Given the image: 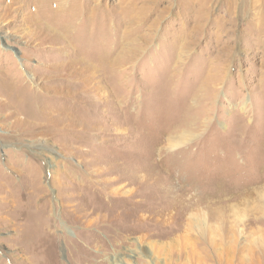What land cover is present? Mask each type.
Returning a JSON list of instances; mask_svg holds the SVG:
<instances>
[{"label":"rangeland","instance_id":"374dc122","mask_svg":"<svg viewBox=\"0 0 264 264\" xmlns=\"http://www.w3.org/2000/svg\"><path fill=\"white\" fill-rule=\"evenodd\" d=\"M0 90V264H264V0H0Z\"/></svg>","mask_w":264,"mask_h":264},{"label":"bare ground","instance_id":"6f19581e","mask_svg":"<svg viewBox=\"0 0 264 264\" xmlns=\"http://www.w3.org/2000/svg\"><path fill=\"white\" fill-rule=\"evenodd\" d=\"M6 95V93H5V91H1L0 90V96H5ZM6 102V101H5ZM113 244V243H112ZM151 245V244H150ZM149 247V246H148ZM113 262H115V260H113Z\"/></svg>","mask_w":264,"mask_h":264}]
</instances>
